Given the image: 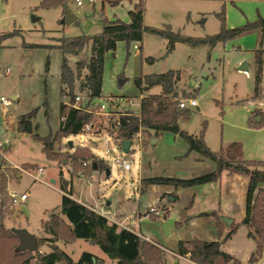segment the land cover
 Segmentation results:
<instances>
[{
	"label": "rangeland",
	"instance_id": "374dc122",
	"mask_svg": "<svg viewBox=\"0 0 264 264\" xmlns=\"http://www.w3.org/2000/svg\"><path fill=\"white\" fill-rule=\"evenodd\" d=\"M40 1L0 0V96L9 100L7 105L0 103V157L4 158L0 174L7 179L5 194L9 209L3 218L0 214V225L11 231L25 230L41 236L44 234L41 221L47 220L50 212H58L62 194L70 193L73 199L94 206L118 226L156 241L164 252L165 264H198L175 255L174 245L178 239H208L215 230L213 217L199 215L191 222L182 221L191 214L186 212L189 187L149 185L144 193L140 187L142 179L147 177L189 178L214 171V161L199 160L200 154L188 152L185 140L173 133L150 139L134 137L130 149L124 152L108 128L117 116L115 112H136L141 96L160 92L159 85L139 91L134 84L135 77L173 70L178 72L179 90L190 94L179 98L188 111L177 119L180 130L198 134L203 129L204 141L212 151L230 141L245 145L255 136L264 141V121L259 122V113L264 112V35L253 31L212 46L192 45L178 39L168 49V38L146 29L139 43L127 46L118 41L114 53L104 54L101 96L91 105L103 117L102 128L89 132L83 139L69 134L53 144V151L61 154L86 146L105 165L71 173L65 160L62 164L60 158L46 156L40 139L19 132L17 119L34 110L33 133L40 137L53 135L60 124V103L68 102L67 96L60 94L64 86L59 80L62 58L59 39L96 35L103 29V18L127 21V11L136 0H122L114 6L102 0H81V5L76 0H67L64 7L51 8L37 7ZM222 7L226 27L242 25L264 14V0H145L143 23L147 28H169L181 37L199 40L219 31L217 13ZM65 9L75 18L70 24L65 23ZM32 17L38 20L32 21ZM91 45L89 39L78 54H66L68 66L74 69L77 61L87 62ZM259 48L262 49L261 81L259 93L254 97L256 49ZM243 62L246 71L238 70ZM85 73L82 69L80 78ZM79 80L73 93L84 102L86 96L78 90ZM190 98L195 99L196 106L188 105ZM100 103L105 108L95 107ZM253 109L254 116L250 113ZM141 140H147L144 146ZM106 149L109 153H105ZM115 158L128 160L130 169L122 170ZM25 165L33 167L25 169ZM64 181L68 182L67 190L63 187ZM11 193H24L26 199L11 201ZM174 194L178 197L168 212L167 196ZM199 195L193 212L210 209L211 203L219 202L215 194L202 191ZM220 202L223 203V197ZM233 211H237L235 203ZM240 215L243 219L244 212L239 206ZM236 223L238 227H246L241 221ZM56 244L73 260L82 251H89L101 256L107 264H115L96 245L83 239L73 242L59 239ZM48 250V245H36L30 264L37 261V253Z\"/></svg>",
	"mask_w": 264,
	"mask_h": 264
},
{
	"label": "trees",
	"instance_id": "16d2710c",
	"mask_svg": "<svg viewBox=\"0 0 264 264\" xmlns=\"http://www.w3.org/2000/svg\"><path fill=\"white\" fill-rule=\"evenodd\" d=\"M122 0H102L112 6ZM131 1V0H128ZM67 0H41L37 7L51 8L64 7ZM145 0H136L127 11L128 20L119 18L108 20L103 18V29L100 33L91 37L79 35L75 37H63L59 39L58 47L62 51L59 80L64 88L60 89L61 96H67L68 102L60 103V124L53 135L40 137L33 133L31 118L35 111L23 114L17 119V130L30 133L42 142V149L51 159L64 160L71 167V173L86 172L91 168L104 166L105 163L95 156L89 148L76 147L72 153L54 152L53 144L57 140L69 134L79 133L85 125L91 126V131H99L102 128V115L91 108L94 100L101 96L102 72L104 54L114 53L118 41H123L127 46L132 42H141L143 32L147 29L153 33L168 38V49L180 39L194 45L206 43L209 46L217 42H225L243 34L259 31L264 35V17L257 16L253 21H247L242 25L226 27L224 8L217 13L220 20V28L217 33L195 40L190 37H181L169 28H147L143 23ZM91 40V54L87 62L77 61L72 69L67 64L66 54H78L88 40ZM140 47V46H139ZM262 49H256V74L254 97L259 93L262 70ZM85 69V75L80 78L81 70ZM79 80L78 90L85 92L86 100L80 102L79 107L73 106L76 94L73 93L76 80ZM178 72L169 70L165 73L145 74L134 78V84L142 92L153 85L160 86V92L147 94L140 97L138 110H125L117 113L108 133L114 140L129 139L134 137L147 138L158 137L162 133L180 135L187 143V151H196L200 154L199 160L210 159L215 163V170L189 178H176L167 176H153L142 179L140 192L149 185H170L173 188H188L216 181L220 173L226 170L231 173H242L248 176V183L244 198V217L241 223L246 226L247 237L254 241L255 247L248 261H257L264 252V161L245 160L242 157V146L237 141H230L221 146L217 151H212L205 143L203 129L198 134L187 133L180 130L177 119L187 114L185 108L179 107V98L188 97L186 91H182L176 85ZM182 91V92H181ZM99 108V104L95 105ZM255 110L250 113L254 116ZM261 113V114H260ZM261 123L264 121V112H260ZM113 116L111 119L113 120ZM252 121V119H251ZM117 122V124H116ZM258 122V123H259ZM145 145L147 140H141ZM4 163L0 159V163ZM9 166L6 165V168ZM33 167L25 165V169ZM17 177L16 168H13ZM7 179L0 174V214L1 218L9 212L5 185ZM67 190V189H65ZM200 215H210L215 220L218 236H221L225 226L217 210L204 212ZM156 217V216H152ZM188 219L183 220L186 223ZM180 224L182 222H179ZM43 235L36 237V245H48L49 250L37 253V261L40 264H107L99 255L89 251H82L76 260L58 247L56 242L63 239L65 242H73L75 239H83L91 245H96L108 259L115 264H165L162 248L127 227H120L114 221H110L105 215L71 197V194H62L58 212H50L48 219L41 221ZM237 230V223L232 221L228 231L222 239L201 240L191 238L179 240L173 253L186 257L198 264H225L230 261L238 263V260L222 249V243ZM19 239L9 229L0 225V264H30L32 251L18 250ZM93 258L95 259L93 261Z\"/></svg>",
	"mask_w": 264,
	"mask_h": 264
},
{
	"label": "crops",
	"instance_id": "0c3cea01",
	"mask_svg": "<svg viewBox=\"0 0 264 264\" xmlns=\"http://www.w3.org/2000/svg\"><path fill=\"white\" fill-rule=\"evenodd\" d=\"M133 4V3H132ZM132 7V6H131ZM129 10V9H128ZM258 15V14H257ZM264 17V14L261 15ZM14 98V96H12ZM254 110V109H253ZM252 111V110H251ZM252 140H249L248 143L251 144H245L240 143L242 146V157L245 160H262L264 161V141H260L256 136L252 137ZM248 183V176L242 173H231L229 174L226 170H223L220 173L219 178L214 182H209L197 186H192L190 188V199L187 204V211L191 212L189 216L185 217L183 220L188 219V222H191L193 220V217L199 216L200 214L204 212H210L212 210H217L219 214H223L224 216H228L232 218V221L234 222H240L243 215L239 216V206L240 211L244 212V198H245V192L247 188ZM154 185V184H153ZM202 191L204 194L214 195L218 197L219 202L211 203L210 209H200L195 212L192 210L195 208V205L198 203V198L200 197L199 194H202ZM167 192V191H163ZM177 194H174L173 196H167V200L170 202L167 211L171 209V206L173 202L177 199ZM221 197H223V203H221ZM158 198V195L157 197ZM236 204L237 211H233V205ZM97 212L101 213L99 210H97L94 206L91 207ZM104 215V214H103ZM148 215V214H147ZM237 216V217H236ZM239 216V217H238ZM141 218V217H139ZM179 222V221H178ZM213 223L215 226V230L213 231V234L208 237V239L200 238L201 240H216V239H222L223 235L228 231V226H224L222 230L221 236H218V230L215 225V220L213 218ZM243 227V228H242ZM238 227L234 234H232L227 240H225L222 243V249L229 254H231L234 258H236L238 261H240L239 264H264V252H262V255L260 258L255 262H249L248 258L251 254V252L254 250L255 244L252 239L247 237L246 233V227L242 226ZM241 230L239 236L237 235V231ZM143 239L147 240V236L140 235ZM194 238V237H193ZM196 238V237H195ZM191 239V238H189ZM179 240H187V239H178L174 245L176 247V244ZM150 241L158 246H160L156 241L153 240H147ZM181 257V256H179ZM187 260H189L186 257H182ZM225 264H235L233 261H230Z\"/></svg>",
	"mask_w": 264,
	"mask_h": 264
},
{
	"label": "water",
	"instance_id": "95a60500",
	"mask_svg": "<svg viewBox=\"0 0 264 264\" xmlns=\"http://www.w3.org/2000/svg\"><path fill=\"white\" fill-rule=\"evenodd\" d=\"M32 21H36L38 20V18L32 17L31 19ZM65 23L66 24H70L71 22H73L75 20L74 16H72L67 9H65ZM238 70H242V71H246L247 67L245 62L241 63L238 66ZM152 142L154 141V139L151 140ZM69 145H71V141L68 142ZM4 145V144H3ZM120 145L121 148L124 152H128V150L130 149V145H131V140L129 139H122L120 140ZM108 169H106V173L108 174ZM68 186V182L64 181L63 182V187L65 189H67ZM221 220L223 221V223L226 226H229L230 223L232 222V218L227 217V216H221L220 217ZM14 233L16 234V236L19 239V243L17 246V249L22 251V250H29V251H33L36 248V236L33 234L28 233L25 230H15ZM95 259L93 258V261ZM33 264H40L38 261H35Z\"/></svg>",
	"mask_w": 264,
	"mask_h": 264
},
{
	"label": "built area",
	"instance_id": "2783aa9c",
	"mask_svg": "<svg viewBox=\"0 0 264 264\" xmlns=\"http://www.w3.org/2000/svg\"><path fill=\"white\" fill-rule=\"evenodd\" d=\"M89 1L93 2L94 0H89ZM76 2H77L78 5H81L82 4V1L81 0H76ZM79 100H80L79 95H76L75 98H74V101H73V106L74 107H79L80 106L79 105ZM0 103L3 104V105H7V104H9V100L7 98H5L4 96H0ZM178 105H179L180 108H185L186 107V104L184 103V101H179V104ZM188 105L189 106H196L197 103H196L195 99L190 98L188 100ZM99 108L100 109L105 108L104 103H100L99 104ZM116 124H117V122H116ZM90 130H91V126L87 124V125H85L83 127V129L79 133H77V135H78V137L80 139H83L85 137V135L90 132ZM131 144H132V142H131ZM105 153H109V149H106L105 150ZM0 159H4V158L3 157H0ZM115 160L117 161V166L120 167L122 170H128V169H130V163H129L128 160L123 159V158H115ZM1 166L2 165L0 163V167ZM4 166L6 167L5 164H4ZM37 170H38V173L41 172V169L40 168L37 169ZM9 198H10L11 201H13L16 198H18L19 200L23 201V200L26 199V195L24 193H21L20 195H17L16 193H11V194H9ZM156 214H160V213L159 212H156Z\"/></svg>",
	"mask_w": 264,
	"mask_h": 264
}]
</instances>
